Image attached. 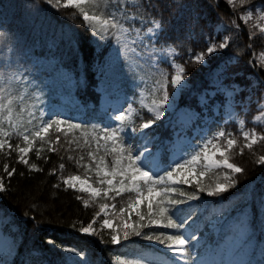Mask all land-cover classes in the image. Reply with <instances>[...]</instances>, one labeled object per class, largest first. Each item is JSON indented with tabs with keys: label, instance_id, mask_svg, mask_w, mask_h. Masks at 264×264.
<instances>
[{
	"label": "snow or ice",
	"instance_id": "obj_1",
	"mask_svg": "<svg viewBox=\"0 0 264 264\" xmlns=\"http://www.w3.org/2000/svg\"><path fill=\"white\" fill-rule=\"evenodd\" d=\"M172 2L176 3V0ZM238 2L242 8L248 4V9L243 11L238 19L246 22L256 11L257 20L260 22L256 26L260 28V34L264 35V4L256 9L254 5L249 4V0H238ZM226 3L232 6L234 0H226ZM169 6L167 0H139V2L137 0H36L34 3L22 0V7L26 13L23 19L26 23H31L33 28L37 21L41 28L45 23L49 28H55L53 21L47 16L49 9L59 12L61 8L73 7L79 10V15L89 30V39L95 40L97 54L100 57V64L95 67L101 74V81L93 86L97 87L105 97L108 95L104 82L105 70L114 71L119 65H123L132 79L136 80L141 70L140 62H143L151 65L156 72L148 97L143 95V91L140 93L139 109L133 107L135 100L129 103L126 99V108L123 105L113 107L109 104L104 109V115L108 117L109 124L114 123V126L103 128H99V125L93 126L94 129H99V134L93 135L97 150L102 146L105 154H110L112 157L111 162L108 163L105 156L98 158L94 152H88L91 160L96 162L94 166L91 163L87 165V168L95 173V183L77 175L64 177L62 175L64 163L59 164L60 174L57 168L53 167L49 169L48 175L57 176L58 182L53 185L55 188L63 185L66 189L89 194V199L79 195L76 197L77 200L82 201L85 208L88 207L90 200L107 199L110 196L115 200L122 194H129L126 206L120 207L118 212L114 211L115 204L100 203L99 211L92 215L86 225L81 223L77 228L75 223L70 224V227L78 233L96 236L102 243L105 241L101 231L95 227L96 224H99L101 230H110L109 240L106 243L119 245L130 242L132 237H143L147 241L163 246L166 253L172 254L167 257L164 264H264V190L257 193L256 186L252 182H247L241 189L238 178L245 174V169L237 163L230 162L229 152L238 147L237 140L232 138V133L220 129L204 142L203 147L197 145L192 152L179 150L175 159L170 162H168V153L172 150L168 146L160 143L154 146V150L147 148L148 144H154L158 122H162L161 118L166 116L168 108L189 83L187 69L184 64L176 62L175 49L169 43L173 39L171 36L173 26L164 15ZM204 7L211 9L212 5L207 3L202 7L201 0H180L177 4L179 15L175 25L176 31L182 33L185 38H192L197 32L204 36L206 44L204 50L195 54L191 49L188 50L193 63L208 69L205 74L208 83L201 95V103L207 105L219 99L222 106L233 109L239 106L243 110L256 102L259 109H264V103H260L264 97L253 101L254 92L264 85V80H260L258 76V72H264V53H261V60L255 65L258 71L251 73L256 78L255 83L250 80L238 82L240 72L235 65L239 64L241 57L230 50L234 37L227 31V26L223 25L222 21L205 15ZM98 9H102L100 14H97ZM42 15L43 20H41ZM146 25L150 26H147L145 31ZM3 28L4 23L0 21V29ZM232 28L237 34L241 31L240 25L235 21L232 22ZM221 31L226 34L221 36ZM5 35L10 37L12 54L17 55L18 41L11 35L10 30L0 31V37ZM251 35L253 34H250V37ZM112 41H115L117 47L111 55H107L106 49ZM162 42L163 45L168 46L167 49L157 47ZM60 43L73 56H77L80 52L81 42L71 27L65 30L61 26ZM24 55L27 56L28 53ZM215 56H219V59L215 63H210ZM133 57L137 61L135 64L132 62ZM162 62L168 64L173 70L172 73L160 67ZM35 66L36 62L33 61V67ZM93 66L94 64L86 59L78 66L75 74L77 87L89 86V72ZM19 67L13 56L5 57L0 61V68L3 69L0 72V151L7 149L5 154L8 157L15 153L17 162L25 165L29 173L43 172V168L32 163L28 158V154L32 151H35L36 157H41V151L34 149V142L39 140L41 148L47 144L49 152H56L57 149L53 145L60 141L59 133L63 126L67 125L68 131L87 126L75 123L73 119H65L64 114L60 112H49L45 116L41 111L40 117L30 112L29 115L33 119H40V123L33 126L38 129L35 131L33 127L25 126L22 120L14 118V103L22 101V98L13 96V92L18 82L26 79L24 75H17ZM27 71L25 69V72ZM56 71L61 75L64 74L61 68H56ZM29 82L35 84V81ZM169 88L172 89L171 92ZM244 93L246 95H242ZM108 108L115 113L114 116L109 114ZM142 112L144 115H141ZM27 124L32 125V120L27 121ZM240 124L244 125L245 121L241 120ZM53 128L56 130L55 141L46 138V134ZM241 131L244 139V145L239 147L241 154L245 148L252 149L258 141H264V134H257L254 129L251 131L241 129ZM13 135L22 138L25 146L22 147L19 143L13 144L11 142ZM84 135L87 142L88 133ZM137 139L142 143H136ZM213 140H222L224 143H215L213 149L209 150L207 145ZM44 160L47 162V157H44ZM68 160L80 166L83 157L76 159L69 156ZM176 160L180 162L177 163ZM201 162L203 170L197 171V166ZM255 163L264 167V155ZM213 168L223 170L222 179L214 184L202 183L200 178ZM14 173L16 168L5 163L4 174L9 180ZM20 175L23 176L24 173ZM184 186H189L192 190L185 191ZM9 187L4 176H0V195L8 192ZM234 189L239 191H233ZM205 193L214 200L223 201L226 198L240 196L245 201L250 199L255 201L258 223L252 221L253 231H250V222L245 213L239 231L242 237L241 247L250 248L251 252L246 253L250 256L255 255V249L251 246L254 231H259L261 259L225 262L207 259L205 255L199 253L193 259L192 252L202 246L200 244L202 234L201 237L193 234L191 223L193 215L186 209L191 202L202 199ZM226 194L229 195L226 197ZM26 209L21 217L22 222H17L15 225L20 232L21 243L19 246L13 243L7 250L0 251V264H16L15 256L21 257L20 264H47L46 249H58L61 252L58 264H92L88 253L76 247H61L51 238L47 239L43 247L26 246L23 241V229L29 224L34 234H42V237L49 235L47 232L49 225L36 219V205L28 204ZM110 209L113 210L112 216L118 217L115 224L114 220L109 218ZM29 212L34 214L30 216ZM9 215H13L11 210L0 208V222ZM22 247L25 248L27 256L21 254ZM122 264H157V261L146 253H140L137 259L123 261Z\"/></svg>",
	"mask_w": 264,
	"mask_h": 264
},
{
	"label": "trees",
	"instance_id": "obj_2",
	"mask_svg": "<svg viewBox=\"0 0 264 264\" xmlns=\"http://www.w3.org/2000/svg\"><path fill=\"white\" fill-rule=\"evenodd\" d=\"M34 2L36 0H29V3ZM167 2L170 6L164 15L173 26L171 32L173 39L169 43L173 45L177 52L176 62L184 64L187 69L189 84H191L189 90L194 88L198 92L200 90L199 86L207 85L204 74L207 68L193 63L188 55V50L191 49L193 54L204 50L206 48L204 36L197 32L192 38H185L182 33L176 31V18L179 15L177 4L180 0H176V3H173L172 0H167ZM207 3H210L212 8L204 7L205 15H210L222 21V24L227 26V31L232 33L234 37L230 50L241 57L239 64L235 65L240 72V76L237 78L238 82L244 80L254 81L256 78L251 73L258 71L255 65L259 62L257 55L264 52V35L260 34V28L254 24V20L251 18L246 22L238 19V16L248 9V4H245L242 8L238 0H234L232 6H229L226 0H201L202 7ZM249 4L254 5L256 8L257 5L264 4V0H249ZM101 11L102 9H98L97 14H100ZM25 15L22 0H0V21L4 23V28L0 31L10 30L11 35L18 41L16 44L18 53L13 55L10 37L8 35L0 37V61H3L5 57L13 56V59L17 60L20 65L17 75L26 77V79L18 82V86L13 92V96L22 98V101L14 103V118L25 122V126L33 127L40 123V119H33L29 113L32 112L36 117H40V112L46 109L51 110L52 113H63L65 119H73L75 123L87 127L68 131L67 125L63 126L59 133L60 141L53 145L57 149L56 152H49L47 144L41 148L39 140L34 142V149L41 151V157H36L35 151H32L28 154V158L32 163H36L43 168V172L34 171L29 173L25 165L17 162L15 153L8 157L5 154L7 149L0 151V176H4L10 186L8 192L0 195V208L13 212V215H9L10 220L6 226V229L13 227V230L8 231L9 235L13 242L19 246L21 235L15 225L17 222H22L21 217L23 212L27 210L26 205L35 204L36 219L49 225L47 228L49 235L48 237H42V234H34L31 225H27L23 229V241L28 247L33 245L43 247L47 239L51 238L61 247H76L78 250L88 253L92 264H122L123 261L137 259L140 253H146L150 257H154L157 264H164V261L171 254L166 253V250H160L153 246L155 242L147 241L143 237H132L130 242L119 245L106 243L109 240L108 232L110 230H101L99 224H96L95 227L101 231L105 241V243H102L96 236L78 233L70 227V224L73 223L77 225V228L81 223L86 225L92 215L99 211L100 203L109 202L108 198H97L96 200H90L88 207L85 208L82 201L77 200L76 197L79 195L84 199H89V194L66 189L63 185L60 188H55L53 185L58 182L57 176L48 175L49 169L53 167H56L58 174H60L59 164L64 163L65 168L62 172L64 177L69 175L88 176L89 180L95 183V173L90 171L87 165L91 163L94 166L96 162L91 160L88 152H94L98 158L105 156L108 163L112 160L110 154H105L102 146L97 150L93 139L94 134H99V129H94V125H99V128L114 126V123L109 124L107 116L104 115V111L100 107L98 98L101 92L93 86L101 81V74L95 67V65L100 64V57L97 54L96 42L94 39H89V30L79 15L78 9L73 7L61 8L59 12L49 9L47 16L53 21L54 29L49 28L46 23L41 28L38 21L33 28L31 23L24 21L23 17ZM253 16H256L255 11ZM43 18L42 15L41 20ZM233 21L240 25L241 31L239 34L235 33L232 28ZM61 26L65 30L71 27L80 40L81 49L77 56H73L66 47L61 45ZM147 26L149 25H146L144 30ZM205 32H207V29ZM224 34L226 33L221 31L220 35ZM250 34L253 35L250 37ZM57 45L60 46L57 47ZM158 46L168 47L163 45V42ZM116 47L115 41H112L106 49V54L111 55ZM24 53H28V55L25 56ZM85 59L94 64L89 72V86L87 88L77 87L75 74L78 66L82 65ZM218 59L219 56H215L210 60V63H215ZM33 61L36 62L35 67H33ZM132 62L137 63L135 57L132 58ZM160 67L171 73V69L166 63H161ZM56 68H61L64 74L61 75L60 72L56 71ZM140 68L136 80L132 79L127 68L123 65H119L114 71L105 70L104 82L108 96L114 97L119 92L130 89L131 87L128 85L140 78H149L153 83L156 76L155 69L143 62H140ZM25 69L28 71L25 72ZM2 71L3 69L0 68V72ZM258 76L260 80H264V72H258ZM29 81H35V84ZM188 91H183V100L186 99ZM259 91L264 93V85L259 87ZM77 113L79 117L74 119L73 116ZM141 115H144V113L142 112ZM145 118L148 117L145 116ZM29 120H32V125L27 124ZM139 122L138 120L137 123ZM5 126H7V122H5ZM247 126L254 129L257 134H264V126L262 125L247 121ZM157 127L155 128V134L159 133L156 131ZM220 128H225V126H220L217 122H212L209 125L210 132ZM35 130L38 129L33 127V131ZM229 131L233 134L232 138L237 140L238 145L229 152L230 162L237 163L245 169V174L238 178L241 182V189L244 188L247 182H252L256 186L257 193L261 192L264 190V167L255 163V161L264 155V141H258L252 149L245 148L243 154H241L239 147L244 145L243 137L233 124ZM84 133H88L87 142ZM46 138L55 141L56 130L51 129L46 134ZM11 142L13 144L19 143L22 147L25 146L22 138L16 135H13ZM135 142L140 143L141 141L137 139ZM153 146L154 144L147 145L150 148ZM69 156L76 159L83 157L80 166H77L74 161H69ZM44 157H47V162H45ZM5 163L16 168V173L10 180L4 174ZM20 173H24V175L21 176ZM222 176V169H213L206 172L205 176L200 179L204 184H214L222 179ZM184 190L191 191L192 189L189 186H184ZM233 191H239V189ZM228 195L226 194V197ZM128 196L129 194L126 193L115 199H121V206H126ZM141 208L143 209L144 206L142 205ZM186 211L191 212L193 215V221L191 222L193 234L198 237H201L202 234L200 239L202 246L192 252L193 259L196 258L198 253H204L207 248L209 249L208 257L210 260L227 262L247 261L248 259L258 261L261 259L259 231H254L251 240V246L255 249L254 256L246 254L251 252L250 248L241 247L242 237L239 231L245 213L248 222H250V231H253L251 222L256 221L258 223V213L254 200L245 201L240 196H235L232 199L226 198L221 201L214 200L205 193L199 201L191 202ZM33 214L29 212L30 216ZM213 218L217 219V223L210 228L209 222ZM20 251L22 255L27 256L25 248H20ZM60 256L61 252L58 249H46L47 264H58ZM20 259L21 257L17 256L16 264H20Z\"/></svg>",
	"mask_w": 264,
	"mask_h": 264
},
{
	"label": "rangeland",
	"instance_id": "obj_3",
	"mask_svg": "<svg viewBox=\"0 0 264 264\" xmlns=\"http://www.w3.org/2000/svg\"><path fill=\"white\" fill-rule=\"evenodd\" d=\"M259 8H260V6L256 7V9H259ZM251 19L254 20V24H256V25H258L260 23L257 20V12H256V16H252ZM157 47L159 48V47H163V46H157ZM164 48L167 49V47H164ZM257 58L259 61L261 60V53L257 55ZM151 85L152 84H150L149 82H146V81H143V83L140 82V84L136 85L133 89H131V90L127 89L124 93L120 94L119 96H117L115 98H110L108 96L105 97V95L102 94L100 97V104L103 107V109L108 107L109 104L112 105L113 107H120L121 105H123V107L126 108L127 107V104L125 103L126 99L129 103H132L133 100H135V103H133V107L138 109L141 91H143V95L145 97H148V94L152 88ZM187 87H188V85H187ZM187 87L185 89H187ZM169 91L171 92L172 89L169 88ZM203 91H204V88L202 89V91H200L198 94H196V102L198 105L202 106L201 110H197L191 106L183 105V100H181V97H180L181 94H180L176 97V99L172 103L171 107L168 108L166 116L161 118L162 122H160V123L167 122L170 125L174 124L176 126L174 129L173 139L168 144V148L170 150H172L169 152L171 160L175 159L179 150L192 152L194 150L195 146H197V145L203 147L204 142L209 140L213 136V135H210L207 131V125L212 119L219 120L222 123H233V124H235L237 126V131L242 136L241 129H243L244 131L253 130L249 126H247V121L249 118V116H248L249 113L253 109H256L258 111L252 117L251 122L254 124L264 125V109H259L256 102H253L248 107H246L242 110L239 106L235 107L234 109L222 106L220 103V100H216L215 103L212 104V108H211L212 113H209L208 112L209 110L207 109L208 108L207 105H204L201 103V95H202ZM134 94H135V96H134ZM242 95H246V93H244ZM194 96L195 95L191 96V102L195 106ZM261 97H264L263 93H262ZM258 98L259 97L254 92L253 101H256ZM238 99H239V97H238ZM260 103H264V100H260ZM178 106H179V108L176 109V107H178ZM183 106H185V107H183ZM42 111L45 114V116H46V114L51 112V110H46V109H43ZM108 112H109V114H111L113 116L115 115V113L111 112V108H108ZM75 117H78V115H76ZM241 120L245 121L244 125L240 124ZM215 143L223 144L224 142L222 140H220V141L213 140L212 143L207 145L209 150L213 149V145ZM176 162L178 163L180 161L176 160ZM216 169H219V168H216ZM200 170H202V162L197 166V171H200ZM77 176H80L81 178H85V179H90L88 176H81V175H77ZM108 200H109V202H107V203L116 205V208L114 211L118 212L119 208L122 207L121 203H120L121 199L113 200L112 197L110 196L108 198ZM112 211H113L112 209L109 210V212H110L109 218L113 219L114 224H115L118 217L114 218L112 216ZM9 220H10V216H6L3 219V221L0 222V251L7 250V248L9 246H11L13 243H15V242H13L11 236L8 233L9 230H13V227L6 229V226L9 222ZM87 236H90V235H87ZM10 259H12V258H10ZM15 261L17 263V256H15Z\"/></svg>",
	"mask_w": 264,
	"mask_h": 264
}]
</instances>
